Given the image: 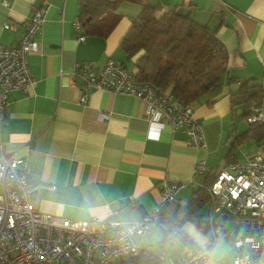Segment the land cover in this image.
<instances>
[{
    "label": "crops",
    "instance_id": "obj_1",
    "mask_svg": "<svg viewBox=\"0 0 264 264\" xmlns=\"http://www.w3.org/2000/svg\"><path fill=\"white\" fill-rule=\"evenodd\" d=\"M7 1L0 3V42L7 46L23 35L31 7L47 5L37 48L27 55L35 82L27 92L11 91L0 110V159H22L29 186L35 187L37 209L73 219L138 222L160 204V185L166 179L182 186L175 206L161 209L166 208L171 219L179 218L174 209L186 205L193 188L203 183L195 164L204 161L213 172L225 169L232 133L248 127L241 107L231 106L229 93L248 76L264 84V0H122L90 23L94 34L81 25L79 0ZM146 5L155 7L157 14L170 7L183 13L193 5L191 19L207 24L225 44L226 72L217 87L193 104L203 147L193 146L185 130L173 128L165 119L148 118L136 97L83 88L75 77L76 64L82 62L101 67L113 59L135 69L119 41ZM83 94L86 99L81 102ZM261 108L264 111V101ZM103 112L107 116L102 117ZM261 145L250 140L239 146L236 162L246 161ZM241 157L247 158L240 161ZM199 212L203 220L215 224L209 245L207 235L185 220L180 230L194 242L193 252L174 234L163 242L162 228L156 224L137 238V247L150 248L161 264L180 259L181 263L195 251L202 256L201 264H233L246 251L237 249L234 240L244 232L247 211L232 217L210 194Z\"/></svg>",
    "mask_w": 264,
    "mask_h": 264
},
{
    "label": "built area",
    "instance_id": "obj_2",
    "mask_svg": "<svg viewBox=\"0 0 264 264\" xmlns=\"http://www.w3.org/2000/svg\"><path fill=\"white\" fill-rule=\"evenodd\" d=\"M0 3L7 5L8 1L0 0ZM46 9L45 3L31 7L24 33L15 45L0 42L1 111L11 91L27 92L35 82L27 65V55L37 48ZM74 23L80 28L78 19ZM78 38L83 40L84 36ZM133 74L134 70H127L113 59L101 67L90 62L77 63L75 67V77L83 88L132 95L144 103L148 118L165 119L173 128L185 130L193 146L203 147L204 137L192 105L135 80ZM85 99L86 96L81 95L80 101ZM100 114L107 116L105 112ZM245 120L264 122L261 106H253ZM206 168L205 162L199 161L194 170L202 173ZM181 186L166 179L161 181L160 204L138 222L117 224L99 217L73 219L39 211L33 197L35 187L29 186L22 159L3 157L0 159V264H110L121 256L136 253L135 239L150 231L159 207L173 201ZM210 194L219 200L228 215L236 217L248 213L244 232L234 240L237 249L246 251L237 255L233 264L264 263V145L246 161L232 162L218 172ZM109 230L112 231L103 235ZM217 232L220 231L216 229ZM230 234L236 236L233 231ZM197 254L195 251L181 263L170 264H201L202 256Z\"/></svg>",
    "mask_w": 264,
    "mask_h": 264
},
{
    "label": "trees",
    "instance_id": "obj_3",
    "mask_svg": "<svg viewBox=\"0 0 264 264\" xmlns=\"http://www.w3.org/2000/svg\"><path fill=\"white\" fill-rule=\"evenodd\" d=\"M121 1L79 0L82 27L87 26L88 34H94L89 31L90 23L114 9ZM193 7L189 5L183 13L178 11V7H170L157 14L155 7L146 5L139 15L131 20L129 28L119 41L122 52L128 59L133 60L135 80L148 83L157 91L171 94L181 103L192 107L201 96L217 87L227 69L224 42L207 24L191 19L190 12ZM236 80L238 79L230 78L231 82ZM229 97L231 106L241 107L242 117L245 118L251 113L253 106H261L264 101V84L255 77L248 76L239 81L238 87L229 93ZM196 120L201 124L199 119ZM247 123L248 127L244 131L232 133L229 149L223 159L224 166L236 162L235 151L242 144L253 140L264 145V122ZM231 127L233 131L236 128L233 123ZM200 174L203 176V183L193 188L189 202L182 208L174 209L178 210L179 218L173 220L169 214H165L166 208L172 209L175 201L173 200L159 207L153 223L162 228L163 242L174 234L192 252L195 250V244L181 232V223L192 220L195 226L207 235L208 245L212 242V226H215L203 220L199 210L209 200L210 189L218 172H213L207 167ZM162 207L166 208L163 210ZM111 231L104 232L103 235ZM110 264H161V259L150 248L137 247L136 253L121 256Z\"/></svg>",
    "mask_w": 264,
    "mask_h": 264
},
{
    "label": "rangeland",
    "instance_id": "obj_4",
    "mask_svg": "<svg viewBox=\"0 0 264 264\" xmlns=\"http://www.w3.org/2000/svg\"><path fill=\"white\" fill-rule=\"evenodd\" d=\"M245 146H246V145H245ZM249 146H251V147H252V146H253V145H252V143H249ZM246 152H248V153H249L250 151L248 150V151H246ZM248 153H247V154H248ZM248 156H249V155H248ZM248 156H247V157H248ZM250 156H251V155H250ZM250 156H249V157H250ZM247 157H246V158H247ZM246 158H244V157H241L240 161H243V160H245Z\"/></svg>",
    "mask_w": 264,
    "mask_h": 264
}]
</instances>
